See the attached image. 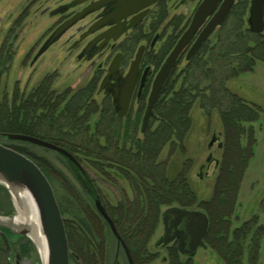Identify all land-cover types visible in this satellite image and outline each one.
Instances as JSON below:
<instances>
[{
    "label": "rangeland",
    "instance_id": "1",
    "mask_svg": "<svg viewBox=\"0 0 264 264\" xmlns=\"http://www.w3.org/2000/svg\"><path fill=\"white\" fill-rule=\"evenodd\" d=\"M46 1L0 0V58L4 59L5 56L10 58L6 71L0 75V90L7 97L8 107L12 106L11 100L13 96H16L15 93H18L22 100L34 90L54 92L50 105L45 104L43 107V103L39 104L38 115L42 111L53 110L54 115L46 123L47 130L49 131L50 127H56L55 130H57L60 125H63L64 130H67L70 122L68 119L73 118L69 116L68 111L67 114H63L62 110L67 107L70 110L79 108L81 103H89L90 109L93 106L97 110L95 114L91 115V118L94 119L101 116V110L97 107L102 103V98L96 93L98 81L95 82L91 79L92 75L87 65L79 67L73 55L66 52L63 39L51 46L34 62L33 56L48 34L53 22V19L49 18L47 14H40L42 9L50 6ZM228 22L229 26L234 23L233 20ZM226 29L228 26L213 34L209 39V45L212 46L217 37ZM139 44V42L131 44L133 51L129 55H133ZM187 69H189L187 63L183 58L180 59L167 80L165 92L160 95L164 106L168 101L167 97L171 96L173 91H179L178 89L184 81L183 74ZM209 73L206 68L191 70V84L188 83L195 88V94H197L188 113L191 124L185 131V138L182 141H173L161 148L157 161L164 165V172H167L168 177L175 176L176 178L179 174L180 180L183 181V183L179 182V189H182L181 184L183 189H190L194 203L188 201L193 204L188 207H199L202 213L205 212L209 216L208 238L211 247L199 248L195 252L193 257L195 264H264V237L258 242L256 251L250 250V247L256 243L254 242L250 245L247 244L242 254L239 251L236 252L240 258L233 254V260H230L227 256L226 259L230 263L219 252L223 244L220 237L225 236L230 239L234 235L235 229L244 222L254 220L257 224L264 225V206L262 205L264 198V63L255 61L251 71L241 73L234 78L231 77L225 83V88L229 93L237 95L259 112L256 119L241 124L238 134L230 131L225 132V127L222 126L219 112L225 108V105L221 104L218 108H212L208 105L207 100L201 97L204 94L207 95L208 90L216 92L220 89ZM88 85L91 87L88 89L93 90V93L86 101L84 94L79 96L76 92ZM215 88L217 90H214ZM216 96L218 97L219 93H216ZM54 100L58 105H54ZM220 100L222 101V98ZM138 112L135 111V114L139 116L140 112ZM103 118L105 119V117ZM64 122L66 124H62ZM157 124L158 119L155 117L151 123V131L156 128ZM136 135L142 136L139 134V127ZM212 136H217V142L222 144V148L216 147L217 142L213 147H207ZM79 139L78 136L76 140L81 141ZM0 141L10 147L22 148L30 156L35 157L42 168V170L39 169L44 171L45 174L42 173L46 179H49L47 180L53 193L55 191L60 199L65 200L64 211L67 214L64 217L66 223L64 221L63 223L67 225L69 235V241L67 238L69 264H85L86 252L89 250L91 254H96L97 248H101L98 238L104 242L105 264H112L114 262L115 238L98 215L95 199L98 196L106 207H115L118 204V194L121 196L123 193L122 188L126 192V196L130 197L128 182L119 181V188H112L111 183L107 181L106 173H109L107 167L104 168V174L98 173L96 179L87 182L82 173L57 152L11 141L5 136L1 137ZM225 144L228 147L224 148ZM209 155L213 161L218 162L217 166H214V162L206 163L205 159ZM200 165H203L201 170L199 169ZM222 165L227 166L230 173L223 177L222 186H217L221 192L224 191L221 197L223 199L219 201L218 192L215 193L214 189L215 177ZM77 189L83 192L87 202L81 199ZM179 199L186 201V196L179 195ZM88 200H91V208L85 211L84 206ZM197 200L201 203H197ZM73 202L77 203L79 209L84 212L82 221L80 217L78 220L72 221L71 213L74 212L71 210V205L75 204ZM178 206L179 203H171L169 206L161 207L160 213L169 207ZM0 218L3 220L14 218L16 221L14 224L17 227L12 225V229L21 228L15 202L2 186H0ZM161 234L162 228L158 223L150 241L151 251L155 252L154 243ZM7 238L11 254L10 257H7L4 245L0 240V264H42L37 246L27 236L8 232ZM152 264H160V262L157 260Z\"/></svg>",
    "mask_w": 264,
    "mask_h": 264
},
{
    "label": "trees",
    "instance_id": "2",
    "mask_svg": "<svg viewBox=\"0 0 264 264\" xmlns=\"http://www.w3.org/2000/svg\"><path fill=\"white\" fill-rule=\"evenodd\" d=\"M241 2L239 1L234 8V10L238 12L233 15L232 20L234 23L228 26V29L223 30V33L217 37L216 42L212 46H205L197 56H194L187 63L189 69L185 70L183 74L184 81L178 89L179 91H173L172 95L167 97L168 101H166L165 106L163 105V101L161 102L159 98V103L157 102L154 107L158 124L152 131L150 129L151 126L146 129L143 134L145 139L134 141L128 146L129 142L127 137L137 132V125L130 126L128 124L124 125L117 123V121L114 120V118H116L114 113L109 110L100 112L101 116L93 119L91 115L95 114L97 110L93 108V106L92 109H90L89 103H81L79 108L70 110L67 107L61 111L63 114H67L68 111L69 116L73 118L68 119L70 122L68 121L67 130H64L63 125H60L57 127V130H55L56 127H50L51 129L48 131L46 123L48 119L52 118L51 116L54 115V111L44 112L41 110V114L38 115V109L39 104L42 105L43 103V107L45 104L50 105V101L54 95V92L50 90L31 91L26 98L22 100L19 98L18 93H15L14 95L16 96H13L11 100L12 106L10 107L7 106V97L2 94V90H0V138L3 137V134L9 133L25 134L43 139L65 149L75 157L86 176L87 182L93 181L96 179L98 173L104 172L105 167H101L102 163L108 165L107 168H109V174L111 175L114 174L113 168L122 170V166H124L126 173L131 175H129V180H133L137 188V199L141 198L143 203L142 205L132 204L121 207L120 212L117 214V219L120 221V225L116 226L117 231L120 236L124 237L126 235L122 231L125 229L134 237L139 231L144 230V222L141 220L133 221L127 217L149 215L152 225L151 232H153V226L158 221L161 207L169 206L171 203H179V206H191L193 205L192 203H194V197L190 189H183L182 184V189H179V182L183 183L179 178V174L176 178L175 176L168 177L167 172H164V165L157 161L161 148L167 143L182 141L185 138V131L191 124L188 113L197 95L195 94V88L190 85L191 70L195 68L208 69L210 72L209 76L216 81L217 86L220 88L219 91L216 92L208 90V94H204L201 97L207 100L208 105L212 108H218L221 104L225 105V108L219 112L222 126L225 127V132L230 131L238 134V128L241 127V124L247 121H253L259 113L254 107L246 104L237 95L229 93L225 88V83L231 79V77L234 78L241 73L251 71L255 61L264 60V42L259 40V36L250 35L249 33L246 34V31L238 24L237 20L240 14L239 11L241 10ZM9 61V56H5L4 59L0 58V75L2 72L4 73L6 71V66ZM166 83L161 90V94L165 92L164 88ZM86 88L91 87L88 85ZM214 90L217 89L215 88ZM92 93L93 90L86 89L76 92L79 96H83L84 94L86 101L90 99ZM216 93H219L218 97ZM220 98H222V101ZM53 102L54 105H58V103H55L56 100ZM102 117H105L104 124L101 123ZM135 121H139L138 114L135 115ZM44 123L45 126L43 127ZM62 124L66 123L64 122ZM102 129L105 131V148L103 154L98 138L101 135ZM60 130L64 132H60ZM78 136L81 141L76 140ZM0 143L5 145L1 141ZM22 143L25 145L28 144L25 142ZM7 147L25 155L42 170L37 159L30 156L22 148ZM225 147H228V145L225 144L224 148ZM74 167L76 166L74 165ZM76 169L80 172L77 167ZM42 172L44 173V171ZM228 173L230 172L227 166L225 167L222 165L219 173L215 177L214 190L215 193L218 192L219 196H217V198L219 201L223 199L221 197L224 191L221 188L223 191L221 192L217 186H222L223 177L228 175ZM185 185L186 183L184 186ZM140 189H142V192ZM77 193L82 197V200L87 202L81 190L77 189ZM54 194L60 214L63 217L64 223H66V219L64 218L67 214L64 211L65 200L60 199L55 191ZM179 195L186 196V201L179 199ZM90 201L88 200V203L84 206L85 211L91 208ZM188 201H192V203ZM197 203L201 202L197 200ZM197 205L200 206V204ZM262 205L264 206V198ZM71 206V210L74 212L71 213V217H73L72 221L78 220L79 217L82 221L84 219L83 210L79 209L77 203ZM110 211H112V208H110ZM64 227L68 238L67 225H64ZM263 237L264 225L257 224L254 220L244 222L235 229L234 235L230 239L225 236L221 237L223 244L219 252L222 253L225 259L228 256L230 260H233L232 255L236 254L238 251L242 254L247 244L250 245L256 242L250 247L251 251H256L257 244ZM128 239L129 238H127V241ZM98 240L102 244L103 240L101 241L99 238ZM96 254H91L88 250L86 252L85 264H95ZM236 255L240 258L239 254ZM227 261L229 262V260ZM168 264L189 263L180 260L175 249H171L169 252Z\"/></svg>",
    "mask_w": 264,
    "mask_h": 264
},
{
    "label": "flooded vegetation",
    "instance_id": "3",
    "mask_svg": "<svg viewBox=\"0 0 264 264\" xmlns=\"http://www.w3.org/2000/svg\"><path fill=\"white\" fill-rule=\"evenodd\" d=\"M239 1H242L241 10L239 11L240 14L237 20L239 26L246 31V34L249 33L250 35L259 36V40L264 42V29L261 33H252L249 30L248 13L250 0H234L222 24L214 29L210 36L201 43L200 47L189 59H186L190 47L224 2V0H219L179 54L175 65L172 67L167 79L160 89L152 107L153 115L148 119L143 131L141 130L142 118L154 77L170 51L190 26L195 12L203 0H47L46 2L50 4V6H46L42 9L40 14H47L49 18L53 19V22L45 39L37 48L33 59L34 62H36L51 46L63 39V43L66 45V52L71 56L73 55L79 67L87 65L92 75L91 79L95 82L98 81L96 93L101 95L102 103L97 108H99L101 112L105 110L112 111L116 117L114 120L117 121V123L124 125L128 124L130 126L137 125L139 127V134L142 136H137L136 133H134L127 137L128 142L131 144L134 141L143 140L144 132L151 126L155 118L154 107L160 98L161 90L178 64V61L183 58L185 63H188L194 56H197L205 46L210 47L208 42L211 36L217 33V31L224 29V27L229 26L228 21L232 20L233 15L238 13L234 8ZM68 22H70L69 26L60 36L51 44H47L46 42L50 36L59 27ZM138 42L140 44L137 45L133 55H129L130 52L133 51L131 44ZM140 46H143V50L138 64V70L135 76L131 77V63ZM117 54L120 55L119 62L115 67H111L113 59ZM259 61L264 63V60ZM84 89L90 90L86 87L82 90ZM124 103L126 105H124ZM135 111L140 112L139 121H135ZM104 121L105 119L102 117L101 123H104ZM104 133L105 131L102 129L100 135L102 140L99 138L102 154L105 148V140L103 139ZM213 137L215 141L211 145L208 143V148L213 147L214 143L218 141L217 136H212V138ZM216 147L222 148V144L217 142ZM207 159L209 160L207 161ZM205 161L208 164L214 162V166L218 165V162L213 161L210 155L207 156ZM107 166L108 165L104 163L101 164L102 168ZM122 167V170L113 168L114 174L112 175L106 173L108 176L107 181L111 183L110 186L112 188H119V181L125 180L128 182L130 197L126 196V192L122 188V195L120 196L118 194L117 207H111L112 211H110V208L106 207L98 196H96L95 199V202H98L105 210L120 240L127 249L126 252L120 240H117L112 234L108 224L98 214L115 238L114 262L112 264H152L157 260L160 264H168L169 252L171 249H175L179 259L183 262L195 264L193 262L195 252L199 248L211 247L208 238L210 220L205 212L204 214L207 217V229L202 238L204 246L197 247L191 254L184 253L188 249V245L191 241L187 218L183 215L178 217L179 215H177L176 212H168L165 214V210L172 207L160 213L157 223L153 226V232H151V217L149 215H144L127 217L133 221H143V231H139L133 237L124 229L122 232H124L126 236L123 235L124 237H122L119 235L116 226L120 225L117 214L120 212L121 207L132 204L142 205L143 203L141 198L137 199V188L133 180H129L130 174L126 173L124 166ZM201 167L203 169V165H200L199 169ZM102 173L104 174V172ZM82 175L86 178L84 173ZM140 191L142 192V189H140ZM173 208L184 211L202 212L199 208H191L188 206ZM158 223L161 225L162 234L154 243V247L156 248L154 252L150 250V241ZM127 238H129L128 241ZM167 239L169 241L165 243ZM103 245L104 242H102L101 248L97 250L95 264H105Z\"/></svg>",
    "mask_w": 264,
    "mask_h": 264
},
{
    "label": "water",
    "instance_id": "4",
    "mask_svg": "<svg viewBox=\"0 0 264 264\" xmlns=\"http://www.w3.org/2000/svg\"><path fill=\"white\" fill-rule=\"evenodd\" d=\"M218 2L219 0H203L201 5L196 10L190 26L175 44V46L170 51V53L160 66L159 70L157 71L149 93L146 109L143 114L141 126L142 131L144 130L148 119L153 115V104L172 67L175 65L179 54L195 34L205 17L211 13ZM233 2L234 0H224L210 22H208V24L200 32L197 39L190 47L186 59H189L197 51L201 43L210 36L214 29L222 24ZM263 15L264 0H250L248 13V24L250 32L261 33L263 31ZM69 23L70 22L65 23L61 27H59L50 36L46 43L51 44L53 41H55L60 36V34L69 26ZM142 50L143 46H140L136 52L134 60L131 63V77H134L136 71L138 70V64L142 55ZM119 58L120 55L117 54L113 59L111 67H115L118 64ZM124 105L126 104L124 103ZM4 136L11 141L25 142L37 147L57 152L65 157L68 161L73 163L81 171V173H83V170L75 157L65 149L53 143L25 134L9 133L4 134ZM214 141V137L211 138L209 145H211ZM208 160L209 159H207V161ZM201 169L202 167L200 168V170ZM0 186H2L11 195L14 202L15 200L17 201V195L22 193L26 195L32 203L33 208L36 212V222L38 223L40 233L45 240L46 251L44 259L41 257L42 264H69L68 242L64 223L51 185L49 184L48 180L39 169V167L31 159L1 143ZM95 208L98 214L108 224L112 234L117 238V240H120V237L118 236L113 223L107 216L103 207L98 202H95ZM168 212H176V214L179 215L178 217L183 215L187 218L189 233L191 234V241L188 245V249L184 253L191 254L197 247L204 246L202 238L205 235L207 229V217L204 213L200 211H184L173 207L165 210V214ZM14 220V218H7L5 220L0 218V240L4 245L7 257H10L11 254V247L7 238L8 232L18 233L22 236L25 235L32 241L29 236V229L22 224L20 225V229H12V225L17 227L13 222ZM166 241L169 240H165V243ZM120 242L127 252V249L123 242L121 240Z\"/></svg>",
    "mask_w": 264,
    "mask_h": 264
},
{
    "label": "bare ground",
    "instance_id": "5",
    "mask_svg": "<svg viewBox=\"0 0 264 264\" xmlns=\"http://www.w3.org/2000/svg\"><path fill=\"white\" fill-rule=\"evenodd\" d=\"M16 209L19 212L20 223L29 229V236L38 248L41 257L45 256V240L40 233L39 225L36 222V212L28 197L24 194L17 195L15 200ZM16 222L15 220L13 221Z\"/></svg>",
    "mask_w": 264,
    "mask_h": 264
}]
</instances>
